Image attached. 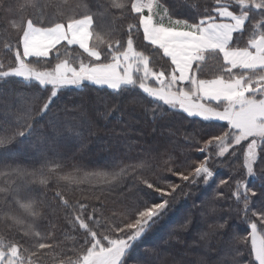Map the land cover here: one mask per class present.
Returning <instances> with one entry per match:
<instances>
[{
  "label": "snow or ice",
  "instance_id": "6c2138e0",
  "mask_svg": "<svg viewBox=\"0 0 264 264\" xmlns=\"http://www.w3.org/2000/svg\"><path fill=\"white\" fill-rule=\"evenodd\" d=\"M181 2L187 10L184 13L169 0H0V15L12 18L10 26L18 33L15 44H3L12 62L5 65L0 60V80L22 78L36 82L44 92L34 97L41 102L38 110L29 105L23 114L15 110L0 113L11 116L16 125L0 127V152L19 146L44 155L59 139L69 134L81 136V127L91 123L87 101L77 105L70 117L54 118L49 131L40 130L25 144L37 131L36 117L43 118L56 107L63 90L88 83L117 95L142 90L156 103L151 109L154 122L166 118L167 107L205 123L224 125L218 134L203 141L199 151L204 159L167 169L181 183L155 187L160 202H150L154 194L147 189L154 185L143 180L146 189L135 193L139 204L111 217L86 202H70L59 190L54 193L59 202L48 201L42 189L51 183L80 184L100 178L108 183L123 176L125 168L88 173L74 165L73 172L64 173L59 164L49 167L46 157L39 167L32 168L2 162L7 175L15 179L0 188V264H128L134 246L176 204L177 190L183 192L184 187L198 183L209 186L216 176L212 161L223 159L230 165L237 157L242 158L243 176L230 175L218 184L232 181L235 190L231 195L241 205L247 228L232 229L218 264H264V0H210L203 5ZM129 18L135 22L124 27ZM137 33H142L145 47L154 56L137 50ZM72 46L81 50L74 57ZM160 59L166 66H150ZM33 61L44 67L37 68ZM115 107L113 104L100 115H109ZM64 111L68 112L67 107ZM145 156L150 159L151 150ZM146 162L139 167H145ZM226 198L223 191L213 196L214 201ZM216 211L213 205L210 212ZM58 219L73 231L82 230L83 243L75 241L76 247H66L55 235ZM191 223L189 216L180 227L187 230ZM228 227L225 219L216 230ZM212 234L200 235L207 239ZM249 243L245 255L242 249ZM136 264L155 261L146 255ZM199 264L209 261L201 257Z\"/></svg>",
  "mask_w": 264,
  "mask_h": 264
},
{
  "label": "trees",
  "instance_id": "16d2710c",
  "mask_svg": "<svg viewBox=\"0 0 264 264\" xmlns=\"http://www.w3.org/2000/svg\"><path fill=\"white\" fill-rule=\"evenodd\" d=\"M17 2L24 3L25 0H17ZM189 2L203 5L210 0H189ZM169 3L180 13L187 11L182 6L181 0H169ZM11 19L0 15V60L5 65L12 62V55L4 50L3 44L5 42L15 44L18 39L17 31L10 26ZM129 22L135 21L129 18L124 21L123 26L126 27ZM121 35L123 36V33ZM136 47L138 51L155 55L145 47L142 33L136 34ZM80 51L75 46L70 48L73 57ZM83 58L87 60L86 55ZM33 63L37 68L44 67L43 63L36 61ZM54 63L53 60L48 66L51 67ZM166 63L165 60L160 59L150 66L159 68L166 66ZM43 95V90L36 82H24L22 78L0 80V113L5 110H15L18 114H23V110L29 105L34 111L38 110L41 102L34 100V97ZM133 100L142 103H133ZM85 101L88 102L87 118L91 123L81 127V136L69 134L59 139L57 145L46 151L44 155L28 147L19 146L11 148L6 153L0 152V188L15 179L7 175L8 169L2 162H19L23 166L32 168L39 167L46 157L50 162L49 167L59 164L64 173L73 172L74 165L82 166L83 172L88 173H110L125 168L126 172L123 176L108 183H104L100 178L80 184L51 183L47 188L42 189L48 201L58 203L54 193L59 190L70 202L76 200L86 202L103 212L106 217H111L113 213L119 214L126 208L132 207L134 203L139 204V201L135 200V193L146 189L143 180H148L154 185L153 189H147L154 194L150 202H160L155 196V187L167 182L181 183L179 177L167 169H176L184 161L198 162L204 159L199 151L203 141L211 135L218 134L224 126L223 122L205 123L199 118L187 117L179 109L167 107L164 109L166 118L155 119L154 122L151 109L156 107V103L151 102L142 90L130 89L117 95L111 89L88 83L82 88L73 87L63 90V95L56 101V107H53L43 118L36 117L34 126L37 131L25 140V144H30L40 130L49 131V122L54 118L70 117L73 109ZM113 104L116 106L115 110L107 116L100 115L112 108ZM65 107L68 109L67 113L64 111ZM160 115V112L155 114L156 117ZM15 126L11 116L6 118L0 114V127L12 129ZM154 128L157 129L156 132H153ZM149 150H151L150 159L145 156ZM145 161H147L146 166L139 167ZM212 165L216 172L214 181L207 187L198 183L184 187L183 192L177 190L179 195L176 204L134 246L128 264H136L138 259L146 255L155 261V264H199L201 257H206L209 264H218L224 258L228 234L233 228L240 226L247 228V225L242 220L241 205L232 198L231 194L235 190L232 181L225 186L219 185L218 181L227 179L230 175L242 177V158H233L230 165L223 159H214ZM180 170L184 168L180 167ZM34 187L41 190L39 186ZM217 191H223L227 198L214 201L213 196ZM101 204L104 205L103 208ZM213 205L217 208L214 213L210 212ZM189 216L192 220L191 226L184 230L180 226L186 223ZM225 219L228 220L229 227L216 230V225L223 223ZM56 223L59 231L55 235L66 247H76L75 241L83 243L80 239L84 235L82 230L73 231L59 219ZM204 232L213 234L207 239H202L200 234ZM240 234L246 236L248 232L241 231ZM242 250L247 255L250 243ZM69 255L72 253L69 252Z\"/></svg>",
  "mask_w": 264,
  "mask_h": 264
}]
</instances>
